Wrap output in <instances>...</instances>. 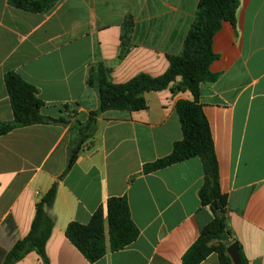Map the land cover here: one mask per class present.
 <instances>
[{"label":"crops","instance_id":"0c3cea01","mask_svg":"<svg viewBox=\"0 0 264 264\" xmlns=\"http://www.w3.org/2000/svg\"><path fill=\"white\" fill-rule=\"evenodd\" d=\"M199 0H60L48 14H34L0 0V121L13 120L5 75L34 85L42 114L85 122L99 108L87 84L102 63L114 84L139 74L163 75L168 56L179 55ZM135 27L122 46L127 17ZM219 59L215 83L200 87L228 198V225L249 264H264V0H240L235 26L224 23L214 39ZM147 109L110 110L67 169L70 134L59 125H34L0 137V264L30 232L37 203L58 183L49 210L55 227L46 245L49 264H91L66 237L71 222L88 224L112 197H126L140 231L125 249L109 250L95 264H183L188 249L213 220L203 207L202 162L193 158L144 174L143 167L171 154L183 139L177 102L190 92L145 94ZM16 264H44L31 252ZM202 264H220L216 253Z\"/></svg>","mask_w":264,"mask_h":264},{"label":"trees","instance_id":"16d2710c","mask_svg":"<svg viewBox=\"0 0 264 264\" xmlns=\"http://www.w3.org/2000/svg\"><path fill=\"white\" fill-rule=\"evenodd\" d=\"M60 0H9V5L18 10L48 14ZM240 0H199L194 21L189 29L179 55L168 56L169 67L159 76L139 74L123 84H114L110 70L102 63L90 67L87 84L97 89L99 108L92 112L87 121L75 119L76 112L66 106L69 119H53L42 114L44 102L39 98L38 89L15 72L5 75V85L9 95L13 120L0 121V137L16 129L34 125H59L68 128L70 142L68 163L63 179L76 164L83 147L90 143L97 132L98 116L110 110L138 112L147 109L146 93L171 90L173 93L190 92L192 100L177 102L183 139L176 142L170 155L144 165V174L154 173L184 161L199 158L202 162L204 182L200 190L203 207H209L213 220L202 230L199 238L183 257V264H202L216 253L220 264H233L227 248L236 243L228 225V198L221 191L219 165L209 122L199 101L200 87L215 83L219 75L211 71V66L219 59L214 51V39L224 23L235 26ZM134 21L127 17L123 25L122 46L131 42ZM58 183L37 203L36 214L29 234L18 241L6 256L3 264H16L31 252H36L44 264H49L46 245L55 227L49 210L55 203ZM106 222L108 225L109 250L118 252L132 245L140 231L135 225L128 199L109 198L100 206L88 224L71 222L66 229V237L90 262L102 260L107 252ZM239 247L240 263L249 264L242 248Z\"/></svg>","mask_w":264,"mask_h":264},{"label":"water","instance_id":"95a60500","mask_svg":"<svg viewBox=\"0 0 264 264\" xmlns=\"http://www.w3.org/2000/svg\"><path fill=\"white\" fill-rule=\"evenodd\" d=\"M227 254L231 258L233 264H239L240 263V253H239L238 244L234 243L231 246H229L227 248Z\"/></svg>","mask_w":264,"mask_h":264}]
</instances>
